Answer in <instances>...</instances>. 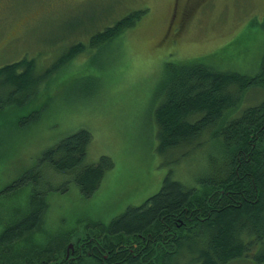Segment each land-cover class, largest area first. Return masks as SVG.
Masks as SVG:
<instances>
[{
	"label": "rangeland",
	"instance_id": "1",
	"mask_svg": "<svg viewBox=\"0 0 264 264\" xmlns=\"http://www.w3.org/2000/svg\"><path fill=\"white\" fill-rule=\"evenodd\" d=\"M133 11L142 17L120 38L88 46L95 32ZM175 21L181 25L170 29ZM77 43L83 51L56 66ZM199 57L255 74L264 58V0H0V67L23 58L34 59L40 74L56 66L32 92L15 96L19 104L10 96L13 88L0 84V238L28 212L31 188L41 189L48 204L38 230L0 241V264H35L25 255L30 241L74 229L63 240L68 256L84 226L107 224L141 205L169 170L175 180L197 184L209 146L188 156L157 154L152 93L165 62ZM79 130L90 135L86 164L101 156L113 162L89 197L81 196L71 174L45 163L36 167L46 149ZM31 168L38 181L30 177L16 188Z\"/></svg>",
	"mask_w": 264,
	"mask_h": 264
},
{
	"label": "trees",
	"instance_id": "2",
	"mask_svg": "<svg viewBox=\"0 0 264 264\" xmlns=\"http://www.w3.org/2000/svg\"><path fill=\"white\" fill-rule=\"evenodd\" d=\"M142 14L129 12L95 32L88 46L97 49L111 44ZM83 49L82 43L71 46L56 66ZM206 57L165 62L152 93L157 99L153 110L157 154L186 156L209 146L197 184L187 186L169 170L157 193L141 205L127 207L107 224L84 226L71 262L231 264L243 259L264 264V58L255 74L243 75ZM56 66L40 74L34 59L23 58L0 67V84L13 88L10 96L19 104ZM89 139L86 130L68 135L46 149L36 167L45 163L55 172L71 174L81 196H91L113 162L101 156L96 163L86 164ZM37 171L23 172L16 188L30 177L31 183L38 181ZM33 190L28 212L6 229L5 241L15 242L42 224L47 199L38 193L41 190ZM73 232L54 231L46 242L45 237L42 241L36 237V244L30 241L25 251L28 261L67 264L63 240L71 239Z\"/></svg>",
	"mask_w": 264,
	"mask_h": 264
},
{
	"label": "flooded vegetation",
	"instance_id": "3",
	"mask_svg": "<svg viewBox=\"0 0 264 264\" xmlns=\"http://www.w3.org/2000/svg\"><path fill=\"white\" fill-rule=\"evenodd\" d=\"M180 25H181V22H180V21H178V22L175 21V22L173 23V25L170 26V29H171V27L177 29ZM38 189H39V188H38ZM40 190H41V189H40ZM1 240H3L2 242H5V240H4L3 237H2V239L0 238V241H1ZM71 251H72V250H70V253H69V251L67 252V253H69L68 256L65 255V257L68 258V259H67V264H76V261H75V260H73V261L71 262V260L75 258V256H73L75 250H74V252H71ZM40 264H44V259H41V260H40Z\"/></svg>",
	"mask_w": 264,
	"mask_h": 264
},
{
	"label": "bare ground",
	"instance_id": "4",
	"mask_svg": "<svg viewBox=\"0 0 264 264\" xmlns=\"http://www.w3.org/2000/svg\"><path fill=\"white\" fill-rule=\"evenodd\" d=\"M17 212V211H16ZM18 213V212H17ZM1 214V213H0ZM2 216V215H1ZM6 216H8V215H6ZM13 216V215H12ZM10 217H11V215H10ZM5 218V217H4ZM1 222V221H0ZM35 226V225H34ZM37 227H38V224H37ZM29 228V227H28ZM31 232V231H30ZM64 258V257H63Z\"/></svg>",
	"mask_w": 264,
	"mask_h": 264
},
{
	"label": "water",
	"instance_id": "5",
	"mask_svg": "<svg viewBox=\"0 0 264 264\" xmlns=\"http://www.w3.org/2000/svg\"><path fill=\"white\" fill-rule=\"evenodd\" d=\"M68 248H70V246H68ZM68 248H67V252H68V250H69ZM72 250H73V249H72ZM72 252H73V251H72Z\"/></svg>",
	"mask_w": 264,
	"mask_h": 264
}]
</instances>
